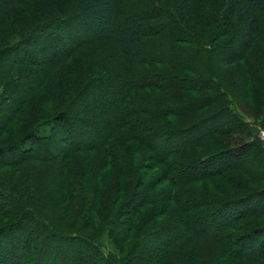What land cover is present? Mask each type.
<instances>
[{"label":"trees","instance_id":"obj_1","mask_svg":"<svg viewBox=\"0 0 264 264\" xmlns=\"http://www.w3.org/2000/svg\"><path fill=\"white\" fill-rule=\"evenodd\" d=\"M157 1L0 0V264H264V0Z\"/></svg>","mask_w":264,"mask_h":264},{"label":"rangeland","instance_id":"obj_2","mask_svg":"<svg viewBox=\"0 0 264 264\" xmlns=\"http://www.w3.org/2000/svg\"><path fill=\"white\" fill-rule=\"evenodd\" d=\"M158 2V1H157ZM158 5L164 6L165 8L169 7L168 6V0H159L158 3H156ZM145 5V4H144ZM145 7V6H144ZM142 9H144L142 7ZM124 12V11H123ZM86 28H84L82 30V34L85 35L87 34L88 30H85ZM31 46V48L33 49V51H35L36 49H38V44L37 43H32L29 44ZM155 46L149 47L147 46V50L146 52L148 54H153L155 56H159L160 51L157 50L156 48H154ZM238 47L237 43H236V39H232L227 48H222L221 52L222 53H227V52H232L233 50H236ZM162 50V48H160ZM48 48H44L43 50H37L36 52H34V54L37 56L38 54L41 55L44 52H48ZM165 51V50H164ZM6 59V57H5ZM121 86V88L123 87L122 84H118ZM119 90V89H118ZM116 90H114V87L109 86L107 89L105 90H101V92H99L98 94L89 96L88 94L81 97L79 99V103H77V107H82V110H84L87 113H95L97 114V116H99V118H96V122L93 126H89L88 124L86 125H71L70 127H68V132L70 134H74L77 131H82V132H87L90 134V137L94 138L95 140L97 138H99L101 136V133H103V128L106 129V126L109 125V123H111L113 121L112 115L110 114V108H109V102L108 100L110 98H114L116 96L115 94ZM243 120L246 122L248 128L255 134H257L263 141H264V130L262 128L259 127L258 125V121L254 120L253 118H251L250 116L247 115H241ZM100 119V120H99ZM78 129V130H77ZM81 135V133H80ZM82 138H86L83 135H81ZM66 141H71L73 139V136L71 135H67L65 137ZM171 145V143L173 142V138H169V139H157L155 140L154 144H155V149L156 152L158 153H162L164 150V147H162V144H164V142H167ZM58 140L54 141V144L52 146V150H55V148L58 146ZM150 179V178H149ZM153 192V191H152ZM80 264V263H79Z\"/></svg>","mask_w":264,"mask_h":264}]
</instances>
